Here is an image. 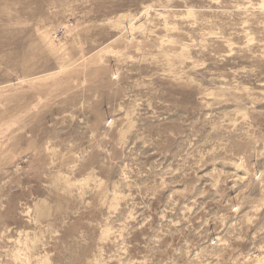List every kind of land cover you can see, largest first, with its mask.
Listing matches in <instances>:
<instances>
[{
  "label": "rangeland",
  "instance_id": "374dc122",
  "mask_svg": "<svg viewBox=\"0 0 264 264\" xmlns=\"http://www.w3.org/2000/svg\"><path fill=\"white\" fill-rule=\"evenodd\" d=\"M0 264H264V0H0Z\"/></svg>",
  "mask_w": 264,
  "mask_h": 264
}]
</instances>
